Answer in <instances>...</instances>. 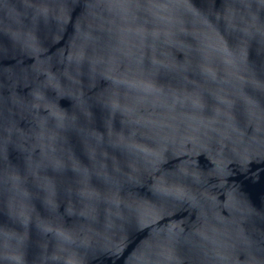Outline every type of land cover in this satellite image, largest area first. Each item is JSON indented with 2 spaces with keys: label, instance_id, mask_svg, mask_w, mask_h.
Segmentation results:
<instances>
[{
  "label": "water",
  "instance_id": "water-1",
  "mask_svg": "<svg viewBox=\"0 0 264 264\" xmlns=\"http://www.w3.org/2000/svg\"><path fill=\"white\" fill-rule=\"evenodd\" d=\"M0 264H264V0H0Z\"/></svg>",
  "mask_w": 264,
  "mask_h": 264
}]
</instances>
